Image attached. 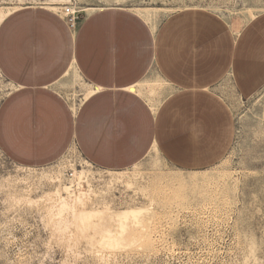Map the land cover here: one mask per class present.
I'll list each match as a JSON object with an SVG mask.
<instances>
[{"label": "crops", "instance_id": "0c3cea01", "mask_svg": "<svg viewBox=\"0 0 264 264\" xmlns=\"http://www.w3.org/2000/svg\"><path fill=\"white\" fill-rule=\"evenodd\" d=\"M62 9L27 5L0 23V74L14 85L0 102V148L18 165L47 166L76 147L96 167L123 170L156 146L177 167L203 169L236 133L222 88L264 97V11L238 28L207 10L154 25L135 10L91 7L70 29ZM73 69L88 85L77 104L66 95Z\"/></svg>", "mask_w": 264, "mask_h": 264}, {"label": "rangeland", "instance_id": "374dc122", "mask_svg": "<svg viewBox=\"0 0 264 264\" xmlns=\"http://www.w3.org/2000/svg\"><path fill=\"white\" fill-rule=\"evenodd\" d=\"M18 1L0 0V7ZM24 1V6H45L47 0ZM73 3L77 11L84 10L78 12L79 19L92 12L91 7L131 11L146 7L150 8V21L158 24L177 12L198 9L216 13L238 28L251 19L252 13L264 11V0ZM66 81V95L77 104L88 85L75 69ZM13 86L0 74V102ZM222 91L234 111L236 133L227 153L215 164L183 169L160 153L149 151L135 168L147 191L134 193L121 184L103 194L101 190L106 188L94 182L99 195L85 204L88 208L94 204L104 208L103 202L113 210L130 204L152 208L140 224L129 223L115 245L104 240L106 229L119 232L107 216L97 224H83L67 212L57 215L53 207L58 200L54 194L56 184L41 173L62 169L68 160L105 176L107 169L87 166L76 147L52 163L53 168L52 164L18 165L0 148V264H264V97L259 111L256 100L260 95L242 99L231 87L224 86ZM134 166L127 170L133 171ZM74 198L70 197L72 201Z\"/></svg>", "mask_w": 264, "mask_h": 264}, {"label": "bare ground", "instance_id": "6f19581e", "mask_svg": "<svg viewBox=\"0 0 264 264\" xmlns=\"http://www.w3.org/2000/svg\"><path fill=\"white\" fill-rule=\"evenodd\" d=\"M67 3H72L73 0H47L43 4L45 6H48L52 9H62ZM25 4L24 0H19L17 3H13V5L6 6V7H0V23L13 11L23 7ZM74 7V6H73ZM138 13L146 17L148 20H150L151 12L150 8H135ZM74 11L78 14V12L84 11H77L74 8ZM154 23V22H153ZM155 25V23H154ZM92 89H90L86 97L92 93ZM150 93H153V90H150ZM262 101L263 97L260 96L259 99L256 100V107L261 110L262 107ZM259 116H261V112H259ZM151 152H157L158 149L156 146L153 147ZM68 157V155H66ZM87 166L93 165L90 163L87 159L84 161ZM88 162V163H87ZM58 163V162H57ZM53 165V164H52ZM51 167L53 168L54 165ZM75 174L77 176V181L80 184L83 181L88 182V189L86 191H81L80 189L72 192L69 188V186L64 183L63 181V175H64V169H58L50 172H41L42 177L45 179H48L49 181L55 183L56 190L54 194L57 196L58 200L55 202L54 206L57 209V215L62 216L66 212L69 213L75 220H78L82 222L83 224H97L99 221L103 220L105 216H107L110 220L116 223V226L119 229V232H114L113 229L108 228L104 231V240L106 243L110 245H115L119 242L120 236L123 235V233L127 230L129 223L133 224H140L142 222V219L146 214L151 212V206L150 205H139V204H130L128 206L119 208V209H110V206L105 203L104 208L97 207V204H94L96 206H92L90 208L86 207L85 204L88 202H91L92 196H98L99 193L97 189H95L94 182H99L106 188V190H101L103 194H105L108 190H112L115 187H118V185L123 184L125 188H127L130 191H133L134 193L138 191H147V186H143L140 184V181L138 180V174L136 173L137 165H135L132 170H106L108 172V175H102L100 173H94L91 169H86L85 167L80 168L77 164L72 163L71 164ZM60 167V166H59ZM50 168V166H48ZM62 168V167H61ZM34 170V168H31ZM46 169V168H45ZM67 194V195H64ZM50 196V195H48ZM73 196L74 201L70 199V197ZM76 203H81L82 207H77ZM152 204V203H151ZM54 209V208H53ZM55 209V210H56Z\"/></svg>", "mask_w": 264, "mask_h": 264}, {"label": "built area", "instance_id": "2783aa9c", "mask_svg": "<svg viewBox=\"0 0 264 264\" xmlns=\"http://www.w3.org/2000/svg\"><path fill=\"white\" fill-rule=\"evenodd\" d=\"M62 15L66 19L70 29H75L78 25L79 15L74 11V7L72 3H69L64 6L62 9ZM64 157V156H63ZM62 169H65L63 175V181L66 183L72 192L77 190L86 191L88 189V182L83 181L80 184L77 181V176L75 174L74 169L71 167V164L68 160V163L62 164Z\"/></svg>", "mask_w": 264, "mask_h": 264}]
</instances>
